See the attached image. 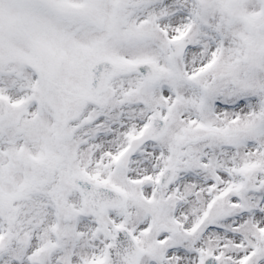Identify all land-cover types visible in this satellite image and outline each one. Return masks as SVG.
<instances>
[{"label": "snow or ice", "instance_id": "6c2138e0", "mask_svg": "<svg viewBox=\"0 0 264 264\" xmlns=\"http://www.w3.org/2000/svg\"><path fill=\"white\" fill-rule=\"evenodd\" d=\"M0 264H264V0H0Z\"/></svg>", "mask_w": 264, "mask_h": 264}]
</instances>
